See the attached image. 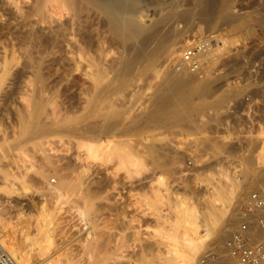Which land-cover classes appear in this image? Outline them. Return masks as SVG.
Masks as SVG:
<instances>
[{
  "label": "rangeland",
  "instance_id": "374dc122",
  "mask_svg": "<svg viewBox=\"0 0 264 264\" xmlns=\"http://www.w3.org/2000/svg\"><path fill=\"white\" fill-rule=\"evenodd\" d=\"M137 1L139 2L138 8L140 7L139 12L142 14L141 19L147 22L154 18L152 14L153 12H157L161 7H168L172 3L177 4V11L182 12L183 10H192L195 12V15L192 18L193 20L190 19L186 22L185 20H178L172 25V29H174L173 31L176 33H182L183 30L187 29L186 27L189 26L188 28H192L194 32L195 28L200 26L198 24H201L203 27L202 33L192 35L193 32L190 30L184 32L182 36L179 37L177 43V57L174 59H166L165 56L158 57L154 60L146 59L141 63V66L139 65L138 69L128 75H118V73L114 70L111 71L109 73V84L107 87L109 91H107V97L101 102L103 107L101 106V103L97 104L96 107L98 106L100 108L95 107L93 114L91 113V117L93 119L91 117V119L89 118V121L91 122V120H94L91 123H94L98 127L92 132L93 134L88 133V135L83 138H76L70 135L68 136L67 133H45L37 139L33 137V132L29 130L33 128V124L37 117L40 116L43 121L48 122L49 118L55 115L59 117L60 121H62L60 125H68L70 122L72 123L74 121H78V119L82 116V110L79 108L80 104L76 101V99H68L65 97L63 92L64 90L61 88V85L53 87L50 83H48V66L45 65L47 58L46 56L40 54L39 47L32 50L28 58L26 57L24 53V46L22 44L27 40L26 34L29 31V26L12 21V24L9 25V29L8 27L6 29H0V69L4 62L9 63V66L7 65V68L9 67L6 74L7 76L3 78V83L2 81L0 82V86L2 87H0V142L1 145H3V147H5L8 151L2 154L3 151L1 153L0 150V228H3L2 230L0 229V248L13 253L19 261L24 257L29 259L28 261L26 260L24 264H35L36 261L34 257L35 251L33 245H30L29 241L22 240V235L26 232L28 233V236H31L33 232L32 224H34L33 220L35 219H33V217L37 214V211L35 210V203L36 200H38L37 198L40 197L39 191L43 188V186L46 187L45 185H47L49 187L50 185L51 187L57 182L58 176L61 174L60 172H62L59 170L62 166L60 163L62 164L64 159H67L64 160V162H74L73 160L76 159L74 156L77 155L76 153L78 151L76 149L78 140L85 141V138L88 137V140H91L92 137L95 139L99 137L100 140H103L106 135L108 140L124 142L130 141L131 143L129 142L130 144H128L130 146H134L133 148H136L139 151H141V148L144 150L148 144L151 145V147L154 146L153 148L156 149L157 158L160 157L158 160L160 166L155 168L152 163V156L148 153H143V158L145 157L144 161L146 159L145 163H147L149 167H147L148 171L146 170L143 174L137 175L138 177L135 174H131L130 176L125 175L126 173L123 169L119 170V168H116L118 166H114L116 165L114 160L107 162L99 161L96 162L97 164H93V167H96L95 169L92 167L95 171V175L99 174V185L101 184V186H103L102 188L107 190L109 197L112 195L113 200H111L116 202V205H120V203L125 205V209H123L124 212H120V214L116 217L115 215L113 216L112 212H108L109 214L107 213V216L109 217L108 223H106L108 218H105L107 217L106 210H103L102 212L104 215L102 214L103 216H100V222L103 221L102 224L105 223L104 225L106 226L107 224L110 225L112 221L113 226L110 225L112 228L108 226V228L105 229L106 226L101 223L100 227L103 226L101 229L104 231L110 229L109 233L102 230L103 234L107 233L110 235V241L109 244H107V248L109 249L110 246L111 248L113 246H119L118 250L123 255L122 256L118 251L119 255L122 257L120 256L121 258L116 260V264H155L156 259L154 258L156 257L153 256H155V251H157L156 247H162L163 245L158 237V229L162 226L166 228L168 225L167 221L170 220L169 216L173 214V202L175 200L177 201V198L178 200L179 198H182L189 203L191 202L196 207L198 206L199 209L206 210V199L210 198L207 188L212 190L216 184V180L219 176H223L222 174H233L236 170L242 168L243 165L249 166L253 176L245 183V185L242 186L243 194H241L240 197L236 196L231 200V204L227 211V216L232 220V224H229L226 231L219 235L221 238L217 236L214 240H209L208 246L202 249L198 256L197 264H199L200 259L206 251L209 249H220L224 239L236 226L238 210L247 199L249 193L253 190H264V184L261 183L264 179V172L259 170L260 168L257 167L258 165L253 161L255 147L253 141L256 136L248 134L244 125L245 118L240 114L241 107L239 105V99L247 91L254 89L256 90V93L260 95V92H258L260 91V88L258 89V85L264 82V0H211V4H213V10L211 11L213 13L209 12L208 14L201 13L200 6L195 0ZM219 7L222 10L218 9ZM195 9L196 11H194ZM226 13L235 16H246L245 18L248 19L247 27H244V30L242 29L239 31L234 29V25L236 24L235 22H226L223 19V15ZM210 14L212 16H210ZM55 16L57 17L58 15ZM222 19L224 23L222 22ZM194 25H196V27ZM219 31L225 34V37L228 40L227 50L222 54V56L217 53V61H215L211 67H208L206 72H202V75L198 76L193 73H191V75L189 73L191 76L189 74L181 76L185 78L189 75L185 78L186 80L183 79V87L181 86L179 92H176L177 96L181 100L179 101V98L177 99L175 93L173 94L171 92L173 86H175L173 85V82L179 79H176L178 76L175 74L176 70L174 69L173 64L180 59L181 48H183L182 45L187 42V40L200 37L206 33L217 34ZM109 37L110 34H107L105 36L106 41L104 40L108 46L105 43H102L104 48L94 52L95 54L97 53L98 57L92 53V55L94 54L93 56L95 57V60L98 58L95 62H97V64L100 63V66L102 67H105L103 64L109 65L113 60L112 57H115L114 59L117 60L123 52V45L120 40L116 37ZM111 39L112 41H110ZM117 41L118 43H121H119L120 46H117ZM105 46L109 48H105ZM12 47L15 51L11 54L10 50ZM98 52L101 53V56L98 55ZM104 54L106 59H108L107 61L104 59ZM39 65L43 74L44 82L47 83H44L45 86L41 91H38L39 84H36L38 82L36 81L37 79L35 75V70L38 69ZM173 74H175V76H173ZM167 75L170 76L167 77ZM165 76L168 79H166ZM50 77L51 76H49V78ZM171 77H173V79H171ZM164 79L167 80L168 84ZM206 81L208 82V89L204 92L206 94L198 95L196 91H198V89ZM164 82L166 85H169L167 86L168 88L173 85L170 90L167 88L166 92L169 91L168 93L165 92L166 85H164ZM171 82L173 84L170 85ZM161 84L164 86H160ZM185 84L187 87H185ZM191 86L193 90L191 89ZM235 87L239 89L237 94L232 95L227 102L223 103V105H215V102L223 93L226 94L230 89H235ZM181 89L183 90V93H181L182 96L180 94ZM186 89L188 90L186 91ZM156 90H160L161 92L159 91L158 93ZM163 92L167 94V97L168 95L171 96H169V98L162 96L161 93ZM156 94L160 95V97ZM183 96L184 98L186 97L185 100ZM156 97L158 99H156L157 101L155 100ZM164 97L167 98V101ZM159 98L163 100H160ZM175 98L178 102L175 101ZM164 100L165 103L169 101L167 106L164 103ZM153 101H156V103H153ZM171 101H174L176 104L171 105ZM177 103L183 106L186 111L192 113L191 117L193 119L191 118L190 124L188 123L189 121H184L186 124L184 123L183 125L181 124L182 122H180L174 124L173 126H154L150 124V121L154 118L160 117L165 113L172 112L177 109V106H179ZM159 105L161 108H159ZM165 106L166 108H164ZM108 107H110V109ZM101 108H106L108 110L105 111V109ZM162 108L167 111L164 110L163 112ZM97 109L98 111L101 109L100 113L102 112V114L105 111L102 115L103 117L108 111H110L106 114L107 118L105 116L107 121L101 117L100 114L93 117V115L98 114V111L96 113ZM148 109H150V111ZM151 109H154L155 111L152 110L151 112ZM112 110L114 112H112ZM115 111L118 113L117 115H115ZM146 111L149 113L151 112V114L149 115ZM110 115H113V117ZM108 116L110 117L108 118ZM117 116L118 119H115ZM112 118L115 120L113 121ZM95 121H97V123ZM192 121L195 127L193 126ZM108 126L110 127L109 129H107ZM101 127L104 128L101 129ZM37 142H42L41 147L40 145L35 146ZM145 143L148 144L144 145ZM42 147L44 149H42ZM71 151L74 154L71 155ZM81 153H83V151ZM69 156H73L74 159ZM80 156L82 155L80 154ZM51 158L53 160H50ZM58 158L60 159V162ZM189 158H193V165L191 167L186 166V161ZM241 158L243 159V163L241 162ZM82 159H84V156ZM47 160L50 162L53 161L51 162L52 164H48ZM56 160L58 162L55 164L54 162H56ZM49 165L51 167H48ZM55 168H58L59 171ZM38 169H45V176L38 174ZM97 170L99 173L96 172ZM192 174H197V178H194V175ZM5 175H8L9 180H4L3 176ZM97 175L96 177L94 176L95 179H98ZM235 176H237V172H235ZM155 177L159 178L160 181L163 180L161 183H165L166 187L164 192L167 199L162 204V207L161 205L155 206L153 203L154 191L159 186V184H157V178ZM237 178L239 179V176ZM252 178H256L257 180L252 181ZM54 179L55 181H53ZM8 181L12 182L14 192H7L6 182ZM101 181L103 182L101 183ZM171 198L174 199L172 200ZM176 201L174 202L175 204L178 202ZM54 202L55 201L51 200L50 204H47L46 206L50 205L54 207ZM55 203L57 204V202ZM61 203H63V201ZM61 203H58L57 205H60L62 208ZM64 203L66 204L63 205H68L66 207L63 206L64 209H62L64 211L65 208L67 212L70 209L69 207L75 208L71 201H64ZM69 203L73 206H69ZM214 203L215 206L221 207L219 201H215ZM57 205L55 207L56 210L60 208ZM124 205H120L118 207L124 208ZM56 210L55 212H57ZM70 210L68 213H65L66 211H59L56 213V215L61 219L60 220L55 217L57 219L54 221L55 223H58V226H60V229H57V231L59 230V234L56 231V235L60 236L57 240L61 242L60 238L64 239L61 243L57 241L58 245H55L52 248L53 250L56 248L55 252L58 254L57 255L55 253V255L58 256L56 259L59 258V260H62L64 258L63 260H67L68 256H71L70 258L75 256L68 261L71 262L70 264H79L81 259L84 260L87 256L84 253L83 247H80L82 242L78 244L80 241H77L78 243H76V240L74 242V239L72 238L75 236V232L77 233V231L81 232V238L83 235V226L79 225L81 222H76V224L78 223V226L74 223V220L78 215H74L76 218L73 216V214L77 213L75 209H73L75 213L72 211L71 213L73 214L69 215ZM2 212L3 214H1ZM110 213H112V216ZM60 215H64L65 218ZM66 217L69 225L71 224L73 227L75 224L73 228H68L69 225L67 224L68 222L66 221ZM68 217L72 219V223ZM113 217H115V220ZM211 218H214V216H211ZM7 219L10 221H6ZM24 219H27L29 224L27 223L28 225L25 230H22L19 225V220ZM76 221L79 220L76 219ZM1 222L4 223V227H1ZM65 223L67 226L64 225ZM23 224L24 222L22 221L21 225ZM62 224L71 231L69 230L70 232H68ZM75 226L77 227V230H75ZM7 228L9 230H7ZM65 229L66 233H64ZM19 230L21 231L20 233ZM72 230L75 231H73L74 234H71L72 236L70 238L69 233H71ZM63 235H65V237ZM69 238L71 239L70 242H68ZM71 242H74V244ZM70 249H72V251L75 250L77 253L80 251L81 253L79 252L80 254L76 257L77 253H72ZM154 249L156 250L154 251ZM62 250L64 252H61ZM19 251L22 255L18 253ZM17 255L19 257H17Z\"/></svg>",
  "mask_w": 264,
  "mask_h": 264
},
{
  "label": "bare ground",
  "instance_id": "6f19581e",
  "mask_svg": "<svg viewBox=\"0 0 264 264\" xmlns=\"http://www.w3.org/2000/svg\"><path fill=\"white\" fill-rule=\"evenodd\" d=\"M195 1L197 2V4H199L201 13L208 14L209 12L210 13L212 12L211 10H213L212 8L213 4H211L212 3L211 0H195ZM138 3L139 2L137 0H0V29L1 30L6 29L7 27L9 29V25L12 24V21H16L18 23H21L22 25L29 26L30 27L29 31L26 34L27 40L26 42L22 44L24 46V53L26 57L28 58L30 56L31 51L39 47L40 54L43 56H46L47 58V60L45 61V65L48 66L47 67L48 83H50L53 87H57V85H61L62 86L61 88L64 90L63 92H64L65 97L68 99H76V101L80 104L79 108L82 110V116L78 119V121H74L72 123L70 122V124L68 125H63V124L60 125L62 121H60L59 117L55 115L49 118L48 122L43 121V119H41L42 117L40 116L37 117L33 124V128L29 130L33 132L34 138L37 139L45 133H67L68 136L70 135L76 138L85 137L86 135H88V133H92L98 127L94 123H91L94 120L93 121L91 120L90 122L89 118L92 116L91 113L93 114V111L96 105L100 104L107 97V93H108L107 91H109L107 88L109 84L108 78H109V73L111 71L114 70L116 73H118V75L119 74L128 75L132 73L133 71H135L136 69H138L139 65L141 66L142 65L141 63L144 62V60L146 59L154 60L161 56H165L166 59L168 58L174 59L177 57V52H178L177 43H178L179 37L182 36L184 32H187L188 30L193 32V30L192 28H188L189 27L188 26L186 27L187 29L183 30L182 33H176L173 31L174 29H172V25L178 20H183V21L185 20V22L189 21L190 19L193 18V16L195 15V12H193L192 10L191 11L183 10L182 12L177 11V8H176L177 4L172 3L168 7H161L157 12H153L152 14L154 18L151 21L147 22L141 19L142 14L139 12L140 7L138 8L139 6ZM218 9H220V7ZM194 11H196V9ZM53 13L58 16L56 17ZM210 16L212 15L210 14ZM245 17L235 16V15L227 14V13L223 15V19L226 22L232 21L236 23L235 25L233 23L231 24L234 25V29H236L237 31L242 30L244 27H247L248 19H246ZM223 19H222V22L224 23ZM206 20H207V17H206ZM198 25L200 26L195 28L192 35L196 33L198 34L202 33L203 27L201 26V24H198ZM194 26L196 27V25ZM107 34H110L111 38L116 37L118 40H120V42L123 45V52L120 54V56L118 54L119 58L117 60L114 59L115 57H112L113 60L110 59L111 58L110 57L109 59L112 60L110 64L108 63L109 65L106 64L107 65L106 66L105 64H103L104 63L103 62L102 64L105 67H102L100 66V63L97 64V62H95L96 60H98V58L95 60V57L93 55L95 54L94 53L95 51L97 52L98 50L104 48L102 43H105L104 40ZM110 41H112V39ZM116 43H118V41ZM119 43L117 46H120L121 43L120 44ZM227 44H228V40L225 37V34L219 31L216 34L215 43L213 44L212 48L208 50L202 57V60H203L202 72L204 71L206 72L208 67H211L215 63V61H217L218 59L217 53H219V55L222 56V54L227 50ZM107 46H105V48ZM13 51L15 50L12 47L10 50V53L12 54ZM92 53L94 54L92 55ZM100 54L101 53L98 52L99 56H101ZM95 55L96 57H98L97 53ZM180 56H181V53H180ZM104 59H106V56L104 57ZM107 60L108 59H106V61ZM179 60L180 59H178L176 63H178ZM8 64L9 63H6V62L2 64V67L0 69V82L3 80L4 77L7 76L6 74L9 68V67L7 68ZM26 64H27V61H26ZM173 67L176 70L175 74H177L178 76L176 77V79L177 78L179 79H177V81L174 80L175 81L173 82L174 84L172 82L170 83V85L171 84L175 85V86L171 85V87L173 86V88H172V92L171 91L170 92L173 94L175 93V95L177 96L176 92L177 91L179 92L180 87L183 85L184 83L183 79L187 78L191 73L189 74V72L185 69L177 70L175 66ZM175 74H173V76H175ZM186 74H189V75L186 76L185 78L181 77ZM35 75L37 79L36 81L38 82L36 84H39L38 91L39 90L41 91L43 87L45 86V84L47 83L44 82L43 74H42V71L40 70V65L38 66V69L35 70ZM49 76L51 77L49 78ZM168 76L170 75H167V77ZM171 79H173V77H171ZM207 81L202 84V86L198 89V91H196L198 95L206 94L204 92L208 89ZM3 82L4 81H2V83ZM165 82L168 84L167 80H165ZM166 83L164 85H166ZM262 83L258 85V89L260 88V91L258 92H260L261 96L264 95V82ZM163 84H161L160 86H162ZM190 84H193V83H190ZM167 86L169 85H166L165 92L167 91V88H168ZM171 87H169L168 90H170ZM185 87H187V85ZM191 89H192V86H191ZM187 90L188 89H186V91ZM230 90L226 94L223 93L219 97V99L215 102V105H221V104L223 105V103L227 102V100L232 95L237 94L239 89L235 87V89H232L231 91ZM157 91L159 93L160 90H156V92ZM182 91L183 90L181 89L180 94L183 93ZM165 92H163L164 95L163 93H161L162 96H166L167 95L166 93H168L169 91L166 93ZM157 96L160 97V95H157ZM169 96L171 95H168V97L167 96L166 97L169 98ZM167 98H165L166 101H167ZM178 98L179 97L177 96V99ZM187 98H188V95H187ZM156 99L157 97L155 98V100ZM177 99L175 98V101H177ZM185 99L186 97L184 98V100ZM160 100H163V99H160ZM156 101L155 102L153 101V103H156ZM179 101H181L180 98H179ZM171 102H170L171 105L176 104L174 103V101H171ZM164 103H165V100H164ZM168 103L169 101L165 103L166 106L168 105ZM177 104L179 105V103ZM101 106H102V103H101ZM166 106L164 108H166ZM108 108L110 109V107ZM159 108H161L160 105H159ZM101 109H105V111L108 110L106 108H101ZM101 109H99V111L97 109L96 113L98 111V114L93 115V117L99 114L101 117H103L102 115L105 113V111L103 110L104 113L102 114V112L100 113ZM148 110L150 111V109ZM152 110L155 111L154 109H151V112ZM164 110L166 109L162 108L163 112ZM108 112L106 114H108ZM112 112L114 111L112 110ZM151 112L150 113L147 112V113H149L150 115ZM106 114L105 116L107 118ZM117 114L118 113L115 111V115ZM191 114L192 113H189L188 111H186L183 108V106L179 105L177 106V109L173 110L172 112L165 113L164 115L160 117H156L153 119V117L151 116L153 120L150 121V124L154 126H159V125L173 126L174 124L180 123V122H182L181 123L182 125L184 123L186 124V122L184 121H189L188 123L190 124V120L192 118ZM105 116L103 117L104 119H105ZM110 116L113 117V115H110ZM110 116H108V118ZM115 119H118V116L115 117ZM115 119H113V121ZM193 121H192V124H193ZM95 122L97 123V121ZM193 126L195 127L194 124ZM104 127H101V129ZM109 128L110 127L108 126L107 129ZM255 136H256L255 140L253 141L255 144L253 161L255 162V164L258 165V167L260 168L259 170H262L264 172V128L258 129ZM92 138L91 140H88L89 137L85 138V141L78 140L76 144V149L78 151L76 153L77 155L74 156L76 157V159H74V157L72 156L74 159L73 160L74 162L72 161L64 162V160H67V159L63 158L64 160L62 164L60 163V165H62L60 167L61 169H59L62 172H60L61 174L58 176L57 182L53 185L51 184L52 185L51 187L50 185L49 187L45 185L46 187L44 186L43 188L41 187L42 189L39 191L40 197L37 198L38 200H36V203H35V210L37 211V214L35 213L36 216L34 215L35 217H33V219L34 218L35 219L34 220L32 219L34 221V224H32L33 232L31 236L30 235L28 236V233L23 231L25 233L22 235V240L29 241L30 245L32 244L34 247V251H35L34 257L36 259L35 264H70L71 262L68 260L75 257L73 256L72 258H70L71 256H68L67 258L66 256L67 260H63L64 259L63 258L62 259L63 261L59 260V258L56 259L58 257L57 252H55L56 248L54 250L52 248L53 246L58 245L57 241L59 240H57V238H59L60 236L56 235V231L58 228L60 229V226H58V223H55L54 221L57 218L60 219L56 215V213L59 211L61 212L64 211L63 206L65 205L63 204H66L64 203V201L65 202L71 201V203L74 205L75 208L69 207L71 209V210L69 209L70 210L69 215H72L73 213H75L73 211V209H75L77 213L73 214V216L78 215L77 218L75 216L74 217L78 219L79 221H76V219L74 218L75 219V220L73 219L75 221L74 223L76 224V222L78 223L81 222V224L79 225L83 226L82 228L83 235L81 236V238H80L81 232L79 231H77L78 234L75 232V236H73L72 238L74 239V242L76 240V243H78L77 241H80L78 244L82 242L81 243L82 245H80V247L81 246L83 247L84 253L87 256L86 259H84L85 256L83 257L84 260L82 259L81 261L78 260L80 261L79 264H114V263L116 264V260L117 259L119 260V258L123 256L122 253L118 250L119 246L112 245L113 247L111 248V246L109 245L111 249L107 248V244H109V241H110V235L107 233L105 234L102 233L104 230L101 228L103 227L102 225H104L105 223L102 224L103 221L100 222V216L103 214L102 211L106 210L107 211L106 216L108 212H112L113 216L115 215L116 217L120 214V212L122 213L124 212L123 209H125V205L123 203L122 204L120 203V205L122 206L124 205V208L118 207L120 205L118 203H117L118 205H116L115 204L116 202L112 201L113 200L112 195L110 194L111 195L110 196L111 198H110L109 194L107 193V190L105 188H102L103 186H101V184L99 185V181H100L98 177L99 174L98 175L96 174L98 179H95L96 177L95 171L92 169L93 164H97L96 162H99V161L107 162L110 160H114L116 164L114 166H118L116 168H119V170L123 169L126 173L125 175L130 176L131 174H135L137 176V175L143 174L147 170V167H149L147 163H145L146 159L144 161L145 157L143 158V155H144L143 153H148L152 156V163L155 168L160 166V163L158 161L160 157L157 158L156 149L153 148L154 146L151 147V145H149L148 143L144 144V145L148 144L146 145L144 150L141 148V151H139L138 149L133 148L134 146L129 145L131 143L130 141H126V142L112 141V140H108L106 138V135H105V139L103 140L102 139L100 140L99 137H97L98 139L97 138L92 139ZM0 145H1V142H0ZM36 145L37 146L40 145L41 147L42 142L41 143L37 142L35 146ZM42 149L44 148L42 147ZM0 150H1V153L3 151L2 154H4V152H8L7 149L3 147V145H1ZM82 151L83 153H81ZM72 154L74 153L72 152L71 155ZM80 154L82 156H80ZM83 156H84V159H82ZM60 159H59V162H60ZM50 160H53V159L51 158ZM47 161H48V164L49 163L52 164L51 162H53V161L50 162L49 160ZM57 162L58 161L56 160V162L54 163L56 164ZM241 162L243 163L242 158H241ZM37 167L40 168L39 166ZM48 167H51V166L49 165ZM50 169H53V168H50ZM55 169L59 171L58 168H55ZM44 170H39V171L36 170V171L38 174L45 176L46 170L45 172ZM96 172L99 173L98 170ZM235 172H237V176H235ZM235 172L233 174H227V173L222 174L223 176H219L212 190L207 188V191L210 194V198L206 199V202H207L206 210H201L198 208V206L196 207L191 202L189 203L182 198L181 199L179 198V200L177 198L178 202L175 200L177 202L176 204L174 203L175 201L173 202V207H172L173 214L169 216L170 220L167 221L168 225L166 226V228L162 226L161 228L158 229V237L160 238L159 240H161V244L163 245L162 247H156L157 251H155L156 249H154L155 256L153 257H156L154 258L156 259L155 264H197L198 256L201 250L208 246L209 240H214L215 238H217V236L221 235L223 232L226 231V228L228 227V225L232 224L231 223L232 220L229 219L230 217L227 216V211L231 204V200L235 198L236 196L240 197L241 194H243L242 186L245 185V183L253 176V173L249 169V166H246V165H243L242 168L236 170ZM196 176L197 174L194 175V178H197ZM238 176H239V179L237 178ZM3 177L5 181L9 180L8 175H5ZM156 180L158 181L157 184H159V186L154 191L153 203L155 206L161 205L162 207V204L167 199V196L164 192L166 187H165V183H161L163 180L160 181L159 178H157ZM253 180L256 181L257 179L252 178V181ZM53 181H55V179ZM262 181L263 182L261 183L264 184V179ZM102 182L103 181H101V183ZM6 185L7 187L6 186L5 187L7 188L6 189L7 192H14V188L12 186L11 181L6 182ZM171 199L173 200L174 198H171ZM51 200L57 202V204L58 203L60 204L63 201V203H61L63 209L61 208L60 205H57L55 202L53 203L54 207L50 205L46 206L47 204H50ZM215 201H219L221 204V207L215 206V203H214ZM72 204H70L69 206H71ZM56 205L59 206L61 209L57 207L59 209L56 210L55 208ZM55 210L57 212H55ZM65 211H66V208H65ZM72 211L73 213H71ZM68 212L66 211L65 213H68ZM112 213H110L111 216H112ZM1 214H3V212ZM211 216H214V218H211ZM62 217L65 218L64 215ZM115 217H113L114 220H115ZM105 218L106 219L108 218L106 220L107 221L106 223H108L109 217L107 216ZM68 219H70V217H68ZM8 220L9 219H7L6 221ZM71 220L72 219H70V222ZM22 221L24 222L23 225H21ZM66 221H67V217H66ZM2 222H1V225H2L1 227H4L3 226L4 223ZM28 222L29 221L27 219L19 220V225L22 228V230H25L26 226L29 224ZM66 223L64 224L65 226H67V224L69 225V222L67 224ZM100 223L102 224L101 225L102 227H100ZM64 225L63 227H65ZM70 225L68 226V228L71 229L72 225L71 226ZM110 225H112V221ZM110 225L109 224H107V226L104 225L106 226L105 229L108 228V226ZM5 226H8V225H5ZM112 226L110 227L112 228ZM65 228L67 229L68 232L71 231L67 227ZM0 229L2 230L3 228H0ZM66 229L64 233H66ZM7 230L9 229L7 228ZM75 230H77V227L75 228ZM75 230H72V232L69 233L70 236L68 234L67 235L71 238V236L74 234L73 231ZM58 231L57 233L59 234ZM20 232L21 231L19 230V233ZM106 232L109 233L110 229H108ZM65 235L63 236L65 237ZM70 238L68 242L71 241ZM63 239L60 238L61 242H63L62 241ZM61 242L59 241V243ZM74 242H71V243L74 244ZM70 250L72 251V249ZM118 251L119 253H121L122 256L119 255ZM7 252L11 256V259L13 260L14 264H24L26 260L27 261L29 260L26 257H24V258H21L19 261V259L16 258L15 255H13V253H10L9 251ZM61 252H64V251L62 250ZM73 252H75V250L72 251V253ZM79 252L80 251H78V253L75 252L77 253L76 257L78 256V254L81 253ZM18 253L22 255L20 251ZM55 253L57 255H55ZM142 253H143V250H142ZM17 257L19 256L17 255Z\"/></svg>",
  "mask_w": 264,
  "mask_h": 264
},
{
  "label": "built area",
  "instance_id": "2783aa9c",
  "mask_svg": "<svg viewBox=\"0 0 264 264\" xmlns=\"http://www.w3.org/2000/svg\"><path fill=\"white\" fill-rule=\"evenodd\" d=\"M216 34L206 33L187 40L182 46L177 70L185 69L189 73L202 75L203 55L212 48ZM240 114L245 118V127L249 135L264 128V96L256 90L245 92L239 99ZM255 139V138H254ZM193 165V158L186 166ZM258 167V166H257ZM0 264H14L11 256L0 248ZM199 264H264V190H253L239 208L236 226L224 239L220 249H209Z\"/></svg>",
  "mask_w": 264,
  "mask_h": 264
}]
</instances>
